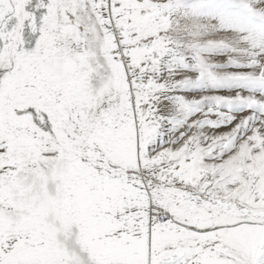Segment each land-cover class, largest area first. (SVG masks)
<instances>
[{"label": "snow or ice", "instance_id": "1", "mask_svg": "<svg viewBox=\"0 0 264 264\" xmlns=\"http://www.w3.org/2000/svg\"><path fill=\"white\" fill-rule=\"evenodd\" d=\"M0 264H264V0H0Z\"/></svg>", "mask_w": 264, "mask_h": 264}]
</instances>
